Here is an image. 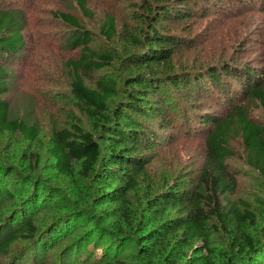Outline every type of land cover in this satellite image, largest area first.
Masks as SVG:
<instances>
[{
  "label": "rangeland",
  "instance_id": "374dc122",
  "mask_svg": "<svg viewBox=\"0 0 264 264\" xmlns=\"http://www.w3.org/2000/svg\"><path fill=\"white\" fill-rule=\"evenodd\" d=\"M193 1L198 7L195 13L171 26L184 39L173 56L175 67L200 71L231 62L246 64L264 75V0H232L226 4L218 0ZM87 7L93 13L91 19L82 16L74 0H0V9L11 12L19 21L24 41L15 56L0 58L7 73V91L1 97L7 102L8 119L21 120L37 132L33 141L18 131L0 132V236L4 239L10 233L6 228L10 220H14L13 229L24 217L32 219L38 233L34 240L11 244L7 253L0 251V264H102L113 259L128 264H165L143 258L124 221L107 216L105 211L115 204L99 205L97 194L103 191L99 184L83 179L77 166L69 176L60 173L49 152L52 127H66L71 115L83 128L90 129L88 117L71 103L65 63L77 56L78 49L67 45L72 29L57 15L66 13L77 18L91 34L89 45L113 59L109 66L83 75L86 85L94 87L95 81L104 77L115 80L121 89L136 67L128 56L139 52V47L123 28L127 25L129 33L136 35L143 26L138 20L144 12L141 1L87 0ZM110 12L115 14L116 32L107 39L98 33L105 13ZM172 95L177 107H171L169 115L177 119V125L159 130L160 140L149 152L152 161L147 165L148 185L141 182L129 193L132 215L146 227L143 230L178 213L176 208H169L149 224L154 219V214L145 210L149 193L156 194L175 183L192 191L201 167L208 166L202 133L197 127L188 129L189 117L193 119L196 112L184 106L183 94ZM246 105L250 118L264 125L260 105L254 101ZM218 109L214 103H207L203 111L218 116ZM158 119L152 118L149 123L155 127ZM230 146L234 156L228 159L226 170L232 175L233 191L221 194L219 200L222 206L234 204L240 212L246 209L256 216L252 232L260 241L257 253L262 252L257 264H264V178L246 165V152L239 138L234 136ZM209 223L207 245L214 253L225 255H219L216 264H252L231 256L220 223L215 218ZM45 241L49 245L43 250ZM202 245L203 241L195 238L188 247L178 248L179 264L205 253V249L199 252Z\"/></svg>",
  "mask_w": 264,
  "mask_h": 264
},
{
  "label": "trees",
  "instance_id": "16d2710c",
  "mask_svg": "<svg viewBox=\"0 0 264 264\" xmlns=\"http://www.w3.org/2000/svg\"><path fill=\"white\" fill-rule=\"evenodd\" d=\"M140 1L144 12L138 20L143 26L136 35L129 33L127 25L123 28L139 47V52L128 56L136 67L121 89L115 80L104 77L97 79L94 87L86 85L83 75L89 76L109 66L113 59L108 53L89 45L91 34L81 27L77 18L66 13L57 15L72 29L67 45L72 50L78 49L77 56L65 63L70 76L71 103L88 117L90 129L83 128L74 115L66 127H52L49 152L54 166L67 176L77 166L83 179L99 184L103 190L97 194L99 205L115 204L105 213L109 218L124 221L132 238L137 240L142 257L148 262L157 259L165 264H179L178 248L188 247L193 239L199 238L203 241L199 252L203 249L206 252L185 264H216L220 260L218 256L225 255L214 253L207 245L209 222L215 218L227 235L231 256L257 264L262 252L257 253L260 241L252 232L256 216L246 209L240 212L234 204L222 206L219 196L233 191L234 181L226 170V163L234 156L230 146L234 136L241 140L245 149L246 165L264 178V125L250 118L246 105L254 101L264 110V79H261L264 75L246 64L231 62L220 63V68L206 66L200 71L176 68L173 56L184 44V39L172 31L171 26L195 13L197 5L193 0ZM218 1L226 4L232 0ZM74 2L82 16L93 17L87 0ZM114 15L105 13L98 35L109 39L115 34ZM23 43L22 28L15 15L0 9V58L15 56ZM6 78L7 73L0 62V132L18 131L33 141L37 136L33 126L7 117V102L1 97L7 91ZM173 93L183 94L184 106L197 114L193 119L189 117L188 129L197 127L202 133L208 166L201 167L192 191L175 183L164 186L156 194L149 193L145 210L154 214L149 224L169 208H176L178 213L143 230L146 227L132 215L129 193L141 182L148 185L147 165L152 161L149 152L160 140L159 130L173 129L177 125V119L169 115L170 108L177 107ZM116 97L119 99L115 101ZM207 103L218 106V116L203 111ZM157 117L158 124L154 127L149 121ZM113 182L117 185L113 186ZM12 220L6 227L10 233L4 239L0 236V251L4 253L9 251L11 244L34 240L38 234L31 218L24 217L11 229ZM48 245L45 241L41 247L46 250ZM226 258L230 260V256L226 255ZM102 264L128 263L113 259Z\"/></svg>",
  "mask_w": 264,
  "mask_h": 264
}]
</instances>
